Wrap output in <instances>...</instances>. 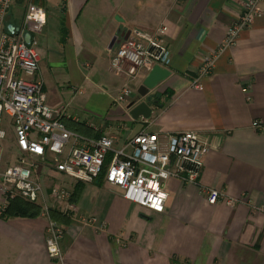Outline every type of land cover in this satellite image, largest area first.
Here are the masks:
<instances>
[{"label": "crops", "instance_id": "obj_1", "mask_svg": "<svg viewBox=\"0 0 264 264\" xmlns=\"http://www.w3.org/2000/svg\"><path fill=\"white\" fill-rule=\"evenodd\" d=\"M245 1L55 0L53 12L39 5L45 24L29 29L39 34L51 16L54 22L51 40H43L45 47L38 43L36 76L47 104L63 107L67 129L81 128L90 138L112 136L114 148L140 130L196 131L206 147L196 184L166 181L162 213L123 199L120 189L102 178L81 183L43 169L44 194L60 186L71 196L80 187L70 201L74 211L64 213L69 222H58L64 231L57 264H264V129L252 126L257 121L264 127V0L258 4L261 16L198 77L202 57L217 50ZM160 24L171 56L170 65L161 68L169 74L139 97L148 72L115 73L110 42L130 29ZM45 57L50 69L60 71L62 83L56 85L65 88L64 95L46 82ZM123 84L131 94L116 102ZM141 101L150 115L133 118L130 110ZM204 187L235 203H207ZM46 225L40 215H0V264H54L45 250Z\"/></svg>", "mask_w": 264, "mask_h": 264}, {"label": "built area", "instance_id": "obj_2", "mask_svg": "<svg viewBox=\"0 0 264 264\" xmlns=\"http://www.w3.org/2000/svg\"><path fill=\"white\" fill-rule=\"evenodd\" d=\"M13 1L0 0V214L13 198L39 205V215L47 220L45 250L57 264L63 258L60 240L64 229L49 212L67 213L74 207L69 201L70 192L64 187L52 186L44 194L40 178L43 169L81 183L101 177L105 183L118 187L123 199L150 212L162 213L166 181L174 178L196 184L206 147L196 131L159 135L140 130L123 146L114 148L112 136L90 138L67 129L62 122L63 107L47 104L36 76L40 51L37 31L30 30L29 25H44L45 9L29 3L21 21L14 25L6 20ZM259 1L244 2L217 50L202 57L198 77L207 75L217 54L233 47L240 33L261 16ZM8 24L12 31L7 29ZM165 31V25L160 24L152 30L133 28L124 32L112 45L111 69L132 76L139 70L148 72L153 66L168 67L171 56L164 41ZM26 33L30 35L28 42ZM193 85L197 86L196 80ZM130 94V87L123 84L115 101L123 102ZM252 126L264 129L257 121ZM9 137L11 153L6 155ZM202 191L209 204L222 200L229 205L235 203L218 189L204 187Z\"/></svg>", "mask_w": 264, "mask_h": 264}, {"label": "rangeland", "instance_id": "obj_3", "mask_svg": "<svg viewBox=\"0 0 264 264\" xmlns=\"http://www.w3.org/2000/svg\"><path fill=\"white\" fill-rule=\"evenodd\" d=\"M54 2L55 0H14L12 3V6L9 10V13L7 15L6 20L10 21L12 24H17L21 21L22 15L26 9V6L29 3H33L36 5H42L43 7H47L51 10V12L54 11L55 6H54ZM54 22V17L51 16L48 21L46 26H44L42 33H35V36L37 37L38 43H40L43 47H45V44L48 43V38L49 41L51 40V37H49V34H52L51 32V26ZM44 32H46L45 37L44 36ZM46 38V39H45ZM45 39V44H44V40ZM42 72L44 75H46V82H50L52 84V86L55 85V89L57 91L58 94H65L64 92H66L65 88H61V87H57L56 84L60 85V83H62V76L59 74L60 71L58 69H50L48 67L47 64V58H43L42 59ZM58 73V74H57ZM11 137L8 138L6 144H5V154L6 155H10L11 151ZM7 157V156H6ZM8 159V157H7Z\"/></svg>", "mask_w": 264, "mask_h": 264}, {"label": "water", "instance_id": "obj_4", "mask_svg": "<svg viewBox=\"0 0 264 264\" xmlns=\"http://www.w3.org/2000/svg\"><path fill=\"white\" fill-rule=\"evenodd\" d=\"M7 29L9 31L13 30L12 25L8 24ZM124 32L118 35L117 37H114L110 42V48L111 46L118 40L119 37L123 36ZM127 34V33H126ZM29 33H26L24 38L25 41H29ZM169 74V71L167 69L161 68L159 66H153L143 79L141 85L137 89V94L139 97H144L146 94L153 89L161 80H163L165 77H167ZM132 103L128 106L130 107ZM150 108L148 107L147 103L145 101H141L137 103L131 110L130 115L133 118H137V116H142L144 118H148L150 115Z\"/></svg>", "mask_w": 264, "mask_h": 264}, {"label": "trees", "instance_id": "obj_5", "mask_svg": "<svg viewBox=\"0 0 264 264\" xmlns=\"http://www.w3.org/2000/svg\"><path fill=\"white\" fill-rule=\"evenodd\" d=\"M80 130L82 129L76 128V129H73V132H77L79 135H81ZM85 137H87V135H85ZM79 188L73 190V192L71 193V196L69 197V201L73 202L74 197L79 193ZM39 211H40L39 205L29 203V202L23 201L18 198H13L8 201L6 207L3 209L0 215L3 218L15 217V216L36 217L37 215H39ZM49 215L52 219H54L55 221L59 223L67 224L69 222V217L65 215L64 213H61L57 210H51L49 212Z\"/></svg>", "mask_w": 264, "mask_h": 264}]
</instances>
